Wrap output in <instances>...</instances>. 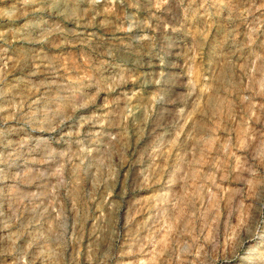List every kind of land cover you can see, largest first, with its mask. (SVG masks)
<instances>
[{"label": "rangeland", "instance_id": "374dc122", "mask_svg": "<svg viewBox=\"0 0 264 264\" xmlns=\"http://www.w3.org/2000/svg\"><path fill=\"white\" fill-rule=\"evenodd\" d=\"M0 35V264H264V0H0Z\"/></svg>", "mask_w": 264, "mask_h": 264}, {"label": "bare ground", "instance_id": "6f19581e", "mask_svg": "<svg viewBox=\"0 0 264 264\" xmlns=\"http://www.w3.org/2000/svg\"><path fill=\"white\" fill-rule=\"evenodd\" d=\"M81 3V2H80ZM147 8V7H146ZM77 10H81L80 8H77ZM117 10V9H116ZM121 12V11H120ZM118 13V12H117ZM65 14V19L68 21V23H71V24H73V26H75L76 28H77V33L78 34H81L83 31H85V30H88V27H87V18L89 19V15H86V14H81L80 12L79 13H76V12H74V11H70L69 13L68 12H66V13H64ZM88 14H91V13H88ZM93 16V15H92ZM91 17V16H90ZM108 18V17H107ZM91 19H92V17H91ZM90 19V20H91ZM117 22V21H116ZM108 26H107V28L109 27L110 28V30H112L113 32H114V34L115 33H117L119 30H120V28H118L117 26H116V24L115 25H109V23L107 24ZM89 26V25H88ZM106 26V25H105ZM90 27V26H89ZM74 29V28H73ZM106 29V28H105ZM123 31V30H122ZM105 32V31H104ZM120 36V35H119ZM3 37L0 35V39H2ZM2 41V40H1ZM33 53V52H32ZM0 54H1V57H2V55H5V53H4V49L2 48V46H0ZM11 60V59H10ZM149 64V63H148ZM51 65V64H50ZM149 67V69L151 68V71H150V73L149 74H151L152 73V66L151 65H148ZM34 68V67H33ZM39 69V68H38ZM3 70H4V67L3 66H1L0 67V72H3ZM155 73V72H154ZM36 74V73H35ZM157 74V73H156ZM155 76V75H154ZM156 78V77H155ZM152 79H154V78H152ZM13 80H15V79H13ZM80 81V80H79ZM157 81V80H156ZM42 84V83H41ZM67 84V83H66ZM79 86V85H78ZM20 92V91H19ZM80 93V92H79ZM136 103V102H135ZM134 103V104H135ZM146 104V103H145ZM144 105V104H143ZM59 111V110H58ZM109 111V110H108ZM107 116V115H106ZM144 122V121H143ZM118 124V123H117ZM5 182V181H4ZM4 185V184H3ZM13 185V184H12ZM8 186V185H7ZM4 187V186H3ZM173 195V194H172ZM4 198V197H3ZM153 216V215H152ZM102 221V220H101ZM115 223V222H114ZM95 228V227H94ZM94 230V229H93ZM93 233H95V232H93ZM97 234V233H96ZM97 237V236H96ZM263 239H261V241H262ZM101 241V240H100ZM96 244V243H95ZM96 246V245H95ZM138 249V248H137ZM250 249H256L255 250V252L254 253H251L252 255H258L259 257L260 256H264V249L262 248V247H260L259 245H257V244H254V245H252L251 247H250ZM95 252V251H94Z\"/></svg>", "mask_w": 264, "mask_h": 264}]
</instances>
